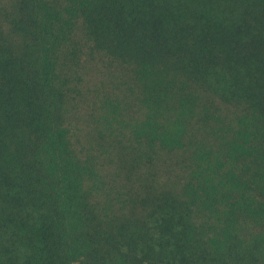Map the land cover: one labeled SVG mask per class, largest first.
<instances>
[{"label":"trees","instance_id":"trees-1","mask_svg":"<svg viewBox=\"0 0 264 264\" xmlns=\"http://www.w3.org/2000/svg\"><path fill=\"white\" fill-rule=\"evenodd\" d=\"M0 264H264V0H0Z\"/></svg>","mask_w":264,"mask_h":264},{"label":"rangeland","instance_id":"rangeland-1","mask_svg":"<svg viewBox=\"0 0 264 264\" xmlns=\"http://www.w3.org/2000/svg\"><path fill=\"white\" fill-rule=\"evenodd\" d=\"M250 3H253V2H258L259 3V0H249ZM242 12L244 11V9L241 10Z\"/></svg>","mask_w":264,"mask_h":264}]
</instances>
